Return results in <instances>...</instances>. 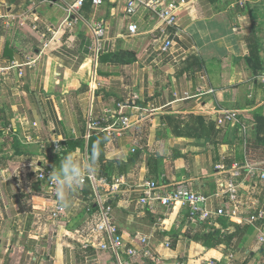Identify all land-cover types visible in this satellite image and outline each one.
Returning a JSON list of instances; mask_svg holds the SVG:
<instances>
[{
    "label": "crops",
    "instance_id": "0c3cea01",
    "mask_svg": "<svg viewBox=\"0 0 264 264\" xmlns=\"http://www.w3.org/2000/svg\"><path fill=\"white\" fill-rule=\"evenodd\" d=\"M86 1L0 0L9 17L0 19V264H119L100 250L106 235L86 244L84 231L100 215L86 178L74 207L52 220L57 202L37 172L59 165L48 157L56 142L65 146L58 156L85 162L95 148L97 177L126 176L117 196L101 195L124 248L149 239L152 256H125L127 264H264V222L248 223L264 212V0H192L164 31L141 10L135 36L125 0ZM98 24L105 31L96 59ZM29 59L23 76L10 69ZM120 106L130 129L88 137L90 115L110 127ZM224 111L238 121L220 128ZM148 180L160 194L181 184L209 197L207 209L226 212L233 203L216 195L233 182L241 218L191 220L189 208L164 207L157 196L142 205ZM213 232L236 237L209 248Z\"/></svg>",
    "mask_w": 264,
    "mask_h": 264
},
{
    "label": "built area",
    "instance_id": "2783aa9c",
    "mask_svg": "<svg viewBox=\"0 0 264 264\" xmlns=\"http://www.w3.org/2000/svg\"><path fill=\"white\" fill-rule=\"evenodd\" d=\"M192 0H125L124 16L131 20L128 31L130 36H135L138 32L137 24L132 22L136 15L141 11H149L154 14L158 21L162 31L164 28H174L178 25L181 13L189 6ZM87 3L86 0H77L73 5V8H81ZM102 0H92L93 6L102 5ZM9 18L8 16L0 13V19ZM104 28L102 24H98L94 30L95 45H96V59L99 54L100 42L104 36ZM172 46L171 41L165 42L162 46V51L167 52ZM35 63V60L29 59L26 64L14 63L10 69L19 70L18 76H23V68L31 67ZM259 82L264 86V69L259 76ZM124 107L120 106L119 114L121 115L120 121L113 126L102 128L100 121L91 119V115L88 120V137L94 131H102L106 135L111 136L113 133H121L132 127V123L129 117L123 115ZM237 113L235 111H224L217 120V125L222 128L227 124L238 121ZM65 151V146L62 143H54V152L56 155H60ZM54 170L53 164H49L47 167L37 172V179L39 181H45L47 183V193L57 202L50 215L52 220H60L66 213V209L60 207L57 197L54 195V189L48 184L47 177ZM264 180V172L261 174ZM91 184L93 189V201L100 208V215L98 219H93L88 223L84 232L89 233L86 240L87 246L92 245L93 237L106 235L108 238L107 243L101 244L100 250L110 251L118 260L119 264H127L125 256L134 258L141 256L143 258H150L152 256L151 251L148 248L149 239L146 237L140 238V247H131L129 249L124 248L123 238L117 235V228L112 221V208L106 204V200L101 193L106 191L109 196L115 197L119 194L122 187L127 184L126 176L119 175L116 177H97L92 172H89L85 177ZM85 182V179L83 183ZM82 183V184H83ZM143 190V196L140 199L142 205H148L149 201L153 199V196H157V199L162 206L174 208L176 206L182 208H189V217L191 220H200L201 222H212L218 218L229 217L241 218L235 205L237 204L238 190L233 182H228L222 185L221 192L216 196H227L230 202L233 203L234 208L229 212H226L225 208H221L217 211L207 209L209 197L202 194L193 192L187 189L185 186L179 184L174 186L171 190L165 194L159 193V185L151 180L146 181L141 187ZM264 222V212L257 211L248 220V223L252 226ZM260 242L264 244V234L260 238ZM185 264V263H178Z\"/></svg>",
    "mask_w": 264,
    "mask_h": 264
},
{
    "label": "clouds",
    "instance_id": "9594fccd",
    "mask_svg": "<svg viewBox=\"0 0 264 264\" xmlns=\"http://www.w3.org/2000/svg\"><path fill=\"white\" fill-rule=\"evenodd\" d=\"M95 161V148L87 162L71 153L61 157L59 165H56L47 177L48 184L54 189V195L60 207L69 210L74 207V194L81 187L86 174L92 170Z\"/></svg>",
    "mask_w": 264,
    "mask_h": 264
},
{
    "label": "trees",
    "instance_id": "16d2710c",
    "mask_svg": "<svg viewBox=\"0 0 264 264\" xmlns=\"http://www.w3.org/2000/svg\"><path fill=\"white\" fill-rule=\"evenodd\" d=\"M49 148L50 149H49V153H48L49 156L48 157L53 163H56V161L59 158H61V156L55 155L53 147H49ZM235 237H236V233L232 234L230 236H225V238H224V237L220 236L218 232H213L209 236H206V238H204V239H206V241H207V247L215 248V247L222 245L224 243L229 244L231 242V240H233Z\"/></svg>",
    "mask_w": 264,
    "mask_h": 264
}]
</instances>
